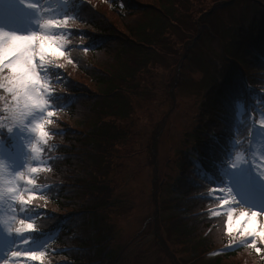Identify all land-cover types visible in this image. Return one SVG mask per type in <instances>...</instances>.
I'll return each instance as SVG.
<instances>
[{
    "label": "rangeland",
    "instance_id": "rangeland-1",
    "mask_svg": "<svg viewBox=\"0 0 264 264\" xmlns=\"http://www.w3.org/2000/svg\"><path fill=\"white\" fill-rule=\"evenodd\" d=\"M84 1L91 3L100 13L111 16L106 0ZM262 4L264 0H221L216 5L206 4L199 13L177 9L181 16L154 47L151 63L135 79L123 85L122 90L132 105L131 115L123 121L118 119L125 136L113 147L112 168L107 178L112 190L109 212L113 240L110 248L118 257L116 263L192 264L194 257L186 246H182V241L177 240L170 227L181 214L175 210L176 202L172 201L176 195L172 186L181 179L179 160L192 147V136L202 120V107L209 101L213 82H219L223 71L236 66L228 62L229 51L226 49L236 35V27L247 24L250 12L261 8ZM0 5L3 6H0V20L3 13H7L9 21L3 19V22L14 26L7 32L28 34L36 31L62 36L65 55L52 59L48 68L61 71L59 79H64L67 72L68 77L88 83L65 48V36L71 26L68 21L60 28L41 27L47 20H63L65 17L69 20L58 11L63 8L61 0H27V3L0 0ZM14 13L20 18L16 19ZM42 75L50 85V90L43 93L48 101L43 109L25 107V101L14 99L6 88H3L6 99L0 98V127L16 136L20 143L16 152L9 153L0 142V264H28L32 261L12 257L11 252L33 251L28 245L32 242V230L15 232L20 220L33 223L27 212L30 204L22 205L15 195L23 193L27 196L29 192L39 190L34 191L39 187L36 183L29 184L27 178L36 180L39 172H32L33 167L43 170L39 157L46 138L41 139L33 128L42 122L46 129L57 116L56 109L49 102L54 92L51 77L47 70ZM49 111L54 114L48 116ZM259 122L260 126L253 129V156L249 153L247 157L240 149L227 165L231 174L222 188L224 191L213 194L216 202L211 212L215 216L226 214V228L230 209L234 210V217L241 211H259L258 219L264 222V210H256L249 204V198L253 196L251 183L264 188V116L261 113ZM20 149L24 152L20 153ZM9 189H15V193ZM223 199L228 203L222 205ZM230 235L227 247L251 246L252 237L242 238L235 230ZM256 247L261 251L252 247L255 256L238 255L227 264H264V243L257 240ZM37 262L43 264V261Z\"/></svg>",
    "mask_w": 264,
    "mask_h": 264
},
{
    "label": "trees",
    "instance_id": "trees-1",
    "mask_svg": "<svg viewBox=\"0 0 264 264\" xmlns=\"http://www.w3.org/2000/svg\"><path fill=\"white\" fill-rule=\"evenodd\" d=\"M147 1L106 0L111 16L100 13L91 3L71 2L72 27L65 36V48L88 83L68 77L67 72L64 79H59L61 71L47 69L54 91L51 102L59 108L66 105L46 129L41 153L43 170L35 178L45 189L28 210L38 212L33 206H42L36 214L33 237L48 231L56 234L46 248L47 264H118L110 250L112 190L107 178L113 147L125 136L119 120L131 115L132 105L123 85L151 63L154 47L181 16L177 9L199 13L206 4L216 5L221 0ZM260 7L250 12L247 24L236 27V35L226 49L245 70L249 82L263 89L264 5ZM221 76L223 80L213 91L218 96L204 105L203 119L193 136L194 151L206 157L202 159L209 173L208 190L222 181L216 163L233 151L232 139H238L241 133L235 114L245 91L243 78L233 65ZM1 94L0 98L6 99ZM228 108L232 116H221ZM180 164L183 169L192 167L186 157L180 159ZM176 185L174 189L180 192L176 207L180 206L182 212L170 227L196 258L194 264H227L238 255L255 256L247 245L236 252L203 258V254L230 240L226 218L214 222L209 213L192 215L206 206L188 199V191L202 187L193 188L191 183L185 186L184 182ZM55 249L57 252L52 251Z\"/></svg>",
    "mask_w": 264,
    "mask_h": 264
},
{
    "label": "snow or ice",
    "instance_id": "snow-or-ice-1",
    "mask_svg": "<svg viewBox=\"0 0 264 264\" xmlns=\"http://www.w3.org/2000/svg\"><path fill=\"white\" fill-rule=\"evenodd\" d=\"M27 3V0H22ZM29 7H36L35 4H28ZM67 25V17L63 20H47L41 24L42 28H60ZM63 37L50 35L44 32H30L28 34H19L0 30V88H6L13 94L17 101L24 100L25 107L30 109H43L48 101L44 98L43 93L50 90V85L43 79V73L49 67V62L65 55L62 45ZM55 67H61L55 65ZM54 113L49 111L48 116ZM33 131L41 139H45L48 132L42 122L36 123ZM33 150L36 151L35 145ZM41 169L33 167L32 172H39ZM29 184H35L36 181L27 178ZM15 193V189H9ZM213 191L223 192L221 189ZM231 195V190L229 192ZM37 197V193L29 192L27 196L23 193L15 195V199L20 203L30 204ZM228 200H221V204H227ZM232 209L228 212L227 231L231 234L238 231L240 237H252L251 247L256 248L257 240L264 243V222L258 217L259 211H241L239 216L234 217ZM19 227L15 228L16 233H22L25 230H34L35 225L31 222L20 220ZM12 257H25L32 261H42L45 253L41 251H12Z\"/></svg>",
    "mask_w": 264,
    "mask_h": 264
}]
</instances>
